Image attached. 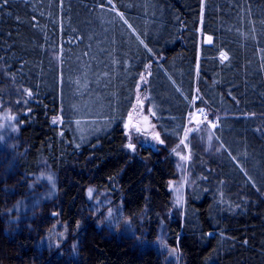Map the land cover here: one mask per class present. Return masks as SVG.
Returning <instances> with one entry per match:
<instances>
[{"label": "trees", "instance_id": "obj_1", "mask_svg": "<svg viewBox=\"0 0 264 264\" xmlns=\"http://www.w3.org/2000/svg\"><path fill=\"white\" fill-rule=\"evenodd\" d=\"M144 73L160 137L134 153ZM193 106L220 124L169 222ZM0 264H264V0H0Z\"/></svg>", "mask_w": 264, "mask_h": 264}, {"label": "rangeland", "instance_id": "obj_2", "mask_svg": "<svg viewBox=\"0 0 264 264\" xmlns=\"http://www.w3.org/2000/svg\"><path fill=\"white\" fill-rule=\"evenodd\" d=\"M200 37L201 42L205 43V34L202 32V28L200 27ZM202 45V44H201ZM146 74L144 73L138 82L136 89V100L134 107L132 109L130 117V123L127 127V121H125L126 128V148L130 152H140L141 143H157L160 134L156 128L154 123V116L152 113V109L148 103V93L146 90ZM199 99L198 95L194 97V105L196 101ZM197 108V106H193L190 111L188 118V125L184 130L182 136V146L177 150V152H173V163H174V175L168 182V190L170 192V199L167 204H162V210L159 212L160 217L163 220L172 222L182 221L184 207H185V197L187 191V184L189 180V160H190V138L194 129L198 125H205L206 121L201 120L199 117L197 119L193 118V110ZM195 112V111H194ZM87 117L94 116V112L90 109L86 112ZM52 122L54 124L62 123V117L60 115L54 116L52 118ZM207 124V123H206ZM9 127L6 122L3 123V130ZM142 139V141L140 140ZM144 141V142H143ZM208 145L203 144L202 153L205 155L208 150L215 147L216 142L212 136L208 139ZM212 151V150H211ZM184 180V187L182 186V181Z\"/></svg>", "mask_w": 264, "mask_h": 264}, {"label": "built area", "instance_id": "obj_3", "mask_svg": "<svg viewBox=\"0 0 264 264\" xmlns=\"http://www.w3.org/2000/svg\"><path fill=\"white\" fill-rule=\"evenodd\" d=\"M198 117L201 120L206 121L213 129H216L219 126V119L216 117H211L207 109L203 106L193 110V118L197 119Z\"/></svg>", "mask_w": 264, "mask_h": 264}, {"label": "water", "instance_id": "obj_4", "mask_svg": "<svg viewBox=\"0 0 264 264\" xmlns=\"http://www.w3.org/2000/svg\"><path fill=\"white\" fill-rule=\"evenodd\" d=\"M213 36L212 35H210V34H206L205 35V44L206 45H212V43H213ZM130 117L128 118V123H127V127L129 126V123H130Z\"/></svg>", "mask_w": 264, "mask_h": 264}, {"label": "snow or ice", "instance_id": "obj_5", "mask_svg": "<svg viewBox=\"0 0 264 264\" xmlns=\"http://www.w3.org/2000/svg\"><path fill=\"white\" fill-rule=\"evenodd\" d=\"M3 3H7V0H2ZM226 59V57H224Z\"/></svg>", "mask_w": 264, "mask_h": 264}]
</instances>
